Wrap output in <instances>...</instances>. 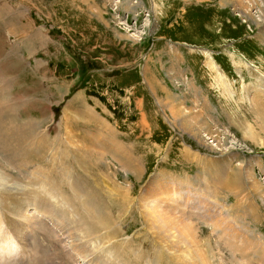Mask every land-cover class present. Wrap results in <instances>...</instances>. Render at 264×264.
Instances as JSON below:
<instances>
[{"label": "rangeland", "instance_id": "rangeland-1", "mask_svg": "<svg viewBox=\"0 0 264 264\" xmlns=\"http://www.w3.org/2000/svg\"><path fill=\"white\" fill-rule=\"evenodd\" d=\"M0 1V264H264V0ZM9 124L132 202L82 232Z\"/></svg>", "mask_w": 264, "mask_h": 264}, {"label": "bare ground", "instance_id": "bare-ground-1", "mask_svg": "<svg viewBox=\"0 0 264 264\" xmlns=\"http://www.w3.org/2000/svg\"><path fill=\"white\" fill-rule=\"evenodd\" d=\"M240 12L243 13V11H240ZM209 54L210 53H206V56H210ZM11 109H13V106H8V111H11ZM6 110H7L6 108H4V110L0 109V118L4 117V113ZM7 119L8 118L4 117L5 121H7ZM3 125L0 126V144H1V141L4 137V135H5L3 133ZM15 125L16 124H13V125L9 124L8 125L9 128L13 129L14 131L11 133H6L9 136H13L15 139L11 140L9 138L8 143H6L5 140L3 143L4 145H7V150H8L7 151L8 154L6 156V159L9 162L14 161L15 159L25 161L24 164L21 165L23 168H28L29 166H31L33 169L32 176H33L35 184H36L35 179H37V177H40L39 183H41V184H36L37 186H42V184L46 183V182L44 183V181L48 180L49 186H53L52 184H54V186H55L54 182H56V184H58L59 187L69 189L71 193H70L68 199H71L70 201L73 203V206H72L73 211L72 210L71 211H72V215H75V217H76V219L74 220L75 224H76L75 226L78 227L82 232L83 231L98 232L100 230H105L107 227L110 226L109 224L113 221H111V217H110L109 204H111L113 202L116 203L118 201L127 202L129 204H130V202H132V200L130 199V196H128L126 194H124L126 196V199L120 198V200H116V198H115V199L108 201V202H104V197H101L99 199L96 198L94 196V194L98 193L100 195L103 192L105 193V191H104L105 189L101 188L102 186L101 187L99 186L100 183H98V181H97V179H99V178L96 177L95 178L96 180L90 179L89 176L91 175V172H92V171H90V167L85 168L86 166H84L83 164L82 165L79 164L77 160L74 161L73 159H71V162L73 161L76 164L75 166H77V168H79V170L80 169L82 170L81 173L83 172L85 174V176H86L85 182L83 181L82 175H77V178L75 177L74 172L71 171L72 167H67V168L64 167L61 169H58L59 167H48L50 177H48V178L44 177V176H48L45 174V170H42V172L40 174L37 172V170L40 169V167L38 168L35 166L40 161H45L44 154L46 152H43L46 149L44 138L40 137L41 135L38 137H34V134L32 133L34 131V129H30V130H26V131L22 132L21 129L15 128ZM81 138H84V137H81ZM83 142H85V138H84ZM94 145L96 146L95 142H94ZM41 146H42V148H41ZM101 146L103 147L104 144H101ZM84 150H85V152L87 151V153L91 152V151H89V148L84 149ZM86 157L89 160V154H85L84 159ZM92 158L96 159L97 157H96V155H92ZM47 161H49V159H46V162ZM49 164H50V162H49ZM51 165H52V163H51ZM122 166H124L125 170L127 172L131 173L132 175H139V173L141 171L140 163L133 157L126 158L124 160ZM77 172H79V171H77ZM4 174H5V168L4 169L0 168V182H2L4 184L3 187H2V185H0V193H2V194H4L7 190H8V192H10V190L8 188L6 189V187H8V185L5 186L6 183L8 182L9 176L7 179H5ZM53 175L55 178H57L58 181H54L51 179L53 177ZM41 178L44 181H42ZM60 179L62 181H65V185L59 184V183H61L59 181ZM10 185L11 184H9V186ZM10 187H12V186H10ZM11 189H14V188H11ZM48 193H51V191ZM157 198H159V197H156V199ZM68 199H67V201H68ZM100 199H102L103 201ZM130 212L132 213L133 211H130ZM21 214H22V212H21ZM27 219L29 220V218H27ZM30 222H32V221H30ZM111 231L115 235L117 232V229H115L114 231L111 229Z\"/></svg>", "mask_w": 264, "mask_h": 264}, {"label": "built area", "instance_id": "built-area-1", "mask_svg": "<svg viewBox=\"0 0 264 264\" xmlns=\"http://www.w3.org/2000/svg\"><path fill=\"white\" fill-rule=\"evenodd\" d=\"M146 15H148V13Z\"/></svg>", "mask_w": 264, "mask_h": 264}]
</instances>
